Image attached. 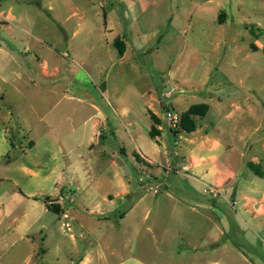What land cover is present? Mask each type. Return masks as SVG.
I'll return each mask as SVG.
<instances>
[{"label": "rangeland", "instance_id": "374dc122", "mask_svg": "<svg viewBox=\"0 0 264 264\" xmlns=\"http://www.w3.org/2000/svg\"><path fill=\"white\" fill-rule=\"evenodd\" d=\"M0 13L13 17L0 45L33 76L16 83L11 110L30 137L43 112L56 129L88 125L93 103L106 116L101 144L75 139L62 155L46 140L18 148L25 128L10 121L0 264H69L86 242L91 264H264V0H0ZM39 62L57 69L39 74ZM194 103H206L205 114L172 138L165 111ZM134 140L150 161L133 158Z\"/></svg>", "mask_w": 264, "mask_h": 264}, {"label": "crops", "instance_id": "0c3cea01", "mask_svg": "<svg viewBox=\"0 0 264 264\" xmlns=\"http://www.w3.org/2000/svg\"><path fill=\"white\" fill-rule=\"evenodd\" d=\"M11 20H13V17L10 16L9 14L0 13V27H3V29L8 30V26L10 25ZM10 37H11V35H10ZM105 37L106 36H102V41H104L106 39ZM19 53L25 55L29 52H28V50L23 49V51L19 52ZM124 53L125 52L123 51L120 56L118 54L117 55L119 57H121L124 55ZM66 57H68V56H66ZM19 60H20V62H22L14 50H11L8 47H5L4 45H0V85H4V84L8 85V91L6 93L4 91H0V143L3 144L5 147L6 146L9 147V145H10V142H8L7 136H6L7 133L9 132L10 121H14L17 124V126L20 128H25V132L21 136L22 139L20 141H17L14 138L12 139V140H15L18 142V148L22 147V145H23L27 149H32L36 145V140L39 142L46 140L50 143L51 146H54L57 149L56 153L58 155H62V152L64 150L62 146H65L66 143L69 141L72 143L75 139H76L75 142L81 140L83 143V147H86V148H89L91 144L94 145V144H97V142L99 143L98 136H99V134L103 133L104 128H102V126L105 123L106 116H105V113L97 106V104H95L93 102H92L93 104H91L93 113L92 114L89 113L90 115L88 114V116H86L82 120V124L84 123V121H87L89 123L88 125L86 124L85 126L83 125L79 128L75 127L74 125H70L69 127L66 126V127H62L61 129H56L54 127L52 121L47 119L46 112H43V113L37 114L35 116L36 117L35 121L37 122V129H39V132L37 133V135H38L37 138H33V137L29 136V132H28V130H26L28 127V123L27 122H21L19 120V118L16 117L15 113L11 114V110L14 108L13 107V98H14L13 91L18 90L16 88V83L18 84V80H20L23 76H26V78H27L26 80L29 83L33 82V76L31 74V72L29 71V69H27L24 66L25 63L22 62L23 66L21 65V63H15V62H19ZM10 67H12V68H10ZM56 69H57L56 65H54L52 67V69H49L46 62H39V66H38L39 74L48 75ZM105 91H106V85L103 88V90H101L100 92L104 93ZM114 110H116V112L118 111L117 108H114ZM10 114H11V116H10ZM91 117L93 119H91ZM109 126H110V129L108 128V130H109L108 133L111 134L112 136H114L115 138H117L118 140L121 139L119 132L117 130V127L113 126V125H109ZM154 126L158 130V135L154 136V138H152V139L154 140L155 144L160 146L161 144H159V138H160L159 135L161 132V128L158 124L157 125L155 124ZM78 132H79V135L83 134V138L81 137L80 139H78V137H79V136L77 137ZM74 133H77V134L72 137V135ZM183 134H185L183 131L179 132L180 137L183 136ZM174 137L175 136H172V138H174ZM99 144H101V143H99ZM134 144H135V148H133L132 151H134L133 153H136L137 156L139 157L138 161H140L141 159H143V160L148 159L150 161L151 158L146 154L145 151H143L139 147L138 143L135 140H134ZM152 145H154V144H152ZM6 148H4L2 150V152H4V151L5 152L2 154L0 153V156L6 155V153H7ZM67 151H68V149H67ZM53 160L54 161H60L58 156H56V158ZM7 161H9V160L2 161V162L4 163ZM54 163L56 164V162H54ZM70 165H72V164H70ZM61 167H63L62 164H61ZM61 169L50 168V169H48V171L46 173H52L55 177H58L59 174H61V172H62ZM71 169H73V168H71ZM19 170L21 172H23L24 174H29L31 176L37 175V171L33 170V168H25L24 166H22V167H19ZM61 189H62V187L60 188L59 193L66 192L65 194H63L64 198H66V200L69 199L71 192L69 190L65 191L63 189H62L63 191L61 192ZM119 191H120V189H119ZM13 192H15V194H13L15 198L18 197L20 199V198H22L21 196H24V193H22L18 189L14 190ZM60 198H62V197H60ZM67 201H69V200H67ZM1 205H2V203L0 201V206ZM64 209H65V207L63 208V206H60V212L57 214L63 215L64 211H62V210H64ZM93 209H89V210H87V212H91V211L94 213H101L102 212V210H99V212H95V211H93ZM73 236L74 235L70 232L69 237L72 238ZM88 245H89V242H86L87 247L85 249H83L82 256L74 262L72 260H70L69 264H91V262H90L91 252H90V249H88ZM39 252H42V254H45L44 249H40ZM37 255H38V252L36 251L35 257ZM39 260L42 262V257H39ZM41 262H36L35 264H44Z\"/></svg>", "mask_w": 264, "mask_h": 264}, {"label": "trees", "instance_id": "16d2710c", "mask_svg": "<svg viewBox=\"0 0 264 264\" xmlns=\"http://www.w3.org/2000/svg\"><path fill=\"white\" fill-rule=\"evenodd\" d=\"M263 39H264V30L261 32ZM113 45L116 48L117 54L120 56L122 52L124 51V44L120 40V38L115 37L113 40ZM208 108V105L206 103H194L190 104L184 111L180 113L179 118V130H169L172 136L176 135L178 132L183 131L184 133L192 132L195 129V123H194V116H202L205 114L206 110ZM150 119L152 120V125L149 127L148 135L153 138L154 136L158 135V130L155 128V124H158V119L156 116H154L152 113L149 114ZM11 145V143H10ZM132 156L135 160H139L136 153H132ZM249 168L251 170L254 169V165L252 163H249ZM46 200V199H45ZM44 200V206L47 210H51L55 214L60 212V206L58 204H52L47 203Z\"/></svg>", "mask_w": 264, "mask_h": 264}, {"label": "built area", "instance_id": "2783aa9c", "mask_svg": "<svg viewBox=\"0 0 264 264\" xmlns=\"http://www.w3.org/2000/svg\"><path fill=\"white\" fill-rule=\"evenodd\" d=\"M163 117L165 118L169 127L172 130H174V131L179 130V118H180L179 115H177L175 112H171L169 110H166ZM176 135H177V137H179V132Z\"/></svg>", "mask_w": 264, "mask_h": 264}, {"label": "water", "instance_id": "95a60500", "mask_svg": "<svg viewBox=\"0 0 264 264\" xmlns=\"http://www.w3.org/2000/svg\"><path fill=\"white\" fill-rule=\"evenodd\" d=\"M233 196V191H232V195H231V197Z\"/></svg>", "mask_w": 264, "mask_h": 264}]
</instances>
